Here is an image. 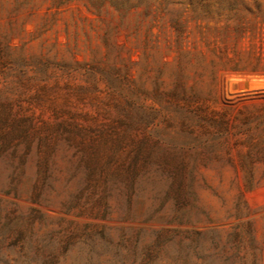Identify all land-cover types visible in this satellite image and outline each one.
<instances>
[{"label": "rangeland", "instance_id": "obj_1", "mask_svg": "<svg viewBox=\"0 0 264 264\" xmlns=\"http://www.w3.org/2000/svg\"><path fill=\"white\" fill-rule=\"evenodd\" d=\"M0 264H264V0H0Z\"/></svg>", "mask_w": 264, "mask_h": 264}]
</instances>
